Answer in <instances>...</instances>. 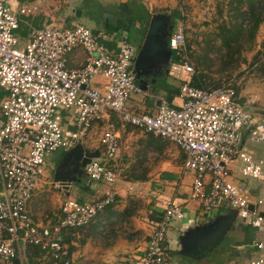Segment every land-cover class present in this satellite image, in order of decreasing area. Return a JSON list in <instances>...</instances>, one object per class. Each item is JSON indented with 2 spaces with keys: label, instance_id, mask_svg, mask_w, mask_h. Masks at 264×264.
<instances>
[{
  "label": "built area",
  "instance_id": "2783aa9c",
  "mask_svg": "<svg viewBox=\"0 0 264 264\" xmlns=\"http://www.w3.org/2000/svg\"><path fill=\"white\" fill-rule=\"evenodd\" d=\"M36 1L15 6L12 0H0V88L6 92L0 102V260L18 258L28 264L26 248L36 245L53 264H70L62 230L86 224L115 201V185L122 176L116 161L120 136L110 121V112H115L121 125L179 147L183 168L193 175L192 198L206 211L235 210L236 219L262 235L253 243L259 254L235 264H264V155L252 148L264 145V123L241 102L236 81L204 89L188 80L178 86L180 106L162 101L154 114L134 112L125 107L126 101L146 88L134 71L133 44L123 39L117 51L110 52L99 40L101 32L76 23L31 29L20 45L15 34L19 16L37 10ZM167 40L169 49L182 54L167 72L178 78L183 72L192 74L182 28ZM77 49L83 60L70 67L67 56ZM67 108H72L70 120L63 116ZM93 122L106 125L99 137L101 153L85 165L87 184L109 186L90 201L64 198L62 216L56 220H35L26 204L45 170V155L83 144ZM239 178L261 185L234 180ZM183 214L167 200L143 254L131 264H164L168 223Z\"/></svg>",
  "mask_w": 264,
  "mask_h": 264
},
{
  "label": "rangeland",
  "instance_id": "374dc122",
  "mask_svg": "<svg viewBox=\"0 0 264 264\" xmlns=\"http://www.w3.org/2000/svg\"><path fill=\"white\" fill-rule=\"evenodd\" d=\"M227 1L39 0L36 1L37 10L20 17L19 28L15 31V34L19 39V44L22 45L27 41V33L32 27L55 26L57 28H70L76 23H81L93 30L94 33L101 32L103 36L99 40L105 47L119 46L123 39H127L133 44L134 52L136 53L138 45L141 42L139 31L147 28L153 15L157 14L159 18L165 21L169 18V21L166 22L173 24V29L169 34L178 27L182 28L187 45V51H185L186 58L196 68L194 56L199 55L203 57L205 40L214 36L218 25L222 22H227L229 19L230 12L228 11ZM23 3L29 4L31 1L23 0ZM115 13L120 17L122 22H125L128 28L126 30L118 29L117 31L106 32V24L112 22L110 17ZM139 15L142 16L143 23L137 22L136 19L140 18ZM263 39L264 21L260 23L256 30L251 46L249 47V44H246L242 48L239 59L240 63L233 67L235 68L234 70L221 69L224 48H214L210 53V57L213 59L210 68H206V65L203 64L199 68L205 72L206 76H210V80L213 81L223 82L228 77H239L235 84L239 99L243 101L247 109L251 110L264 123L263 114L255 111L264 112V47L261 46ZM213 43L218 45L219 41H213ZM181 55L171 49H165L153 59L150 67L140 69V74L137 76L141 81H145L146 84L155 79V83L153 84H155L158 91H161L159 88L168 82L179 85L182 82L188 81L190 78V74L188 73H181L178 78L173 77L167 72L170 64L179 60ZM68 65L70 66L69 63ZM97 79V77L93 78V80ZM161 92L166 95L167 103L176 105L179 102L176 94L172 95L169 92ZM5 94V90L0 88V102L5 97ZM125 107L134 112H146L149 114L156 112L154 111L156 103L150 97L139 93L131 94L126 101ZM62 112L63 116L65 114L69 116L68 120L73 117L72 108L63 109ZM112 114L115 118L118 117L115 112H112ZM104 128V124L101 122H93L83 145L90 148L98 147L99 135ZM121 140L124 142L123 137ZM252 148L259 156L264 155L263 144H254ZM64 152L58 150L52 151L44 157L46 162L45 170L36 188L32 190L31 198L26 204L27 210L37 221L46 222L58 219L60 216V203L66 197L78 200L83 199L84 201L92 200L99 196L100 192L91 193L85 190L87 184L86 173L84 171L85 166L81 168L82 173L79 176L80 181L78 182L56 181L54 179V167ZM192 176V172L186 170L184 172V181L190 183ZM234 180L242 182L240 178ZM243 181L248 180L243 179ZM251 182L261 185L257 181ZM107 186L109 185L106 184L103 188ZM149 192L146 189L145 191L141 190L142 197L138 198L141 201L140 205L134 202V204H129L128 202L120 201L119 203L121 204L126 203L123 210H118L110 215L108 213L109 216L97 219L96 222L79 231L77 234L78 240L74 243L75 248L71 256V264H130L137 254L136 249L141 247L148 237L145 231L149 229L146 224H150L146 217L148 215L146 199ZM203 221L204 217H202L201 222ZM142 224L146 229L142 228ZM168 226L174 227L175 231L180 227L181 233L178 236L179 245L177 248L178 252H180V248H183L181 238L187 236L189 231L195 230L194 228L197 227V224L193 219H188L184 210L183 217L171 219ZM195 235V233L192 234V237L197 236ZM80 240L83 241L81 242ZM217 248L220 250L224 249L222 242H219L214 250ZM210 252L206 253L209 254ZM200 255L202 253L199 252L198 256ZM2 261L0 260V264H5Z\"/></svg>",
  "mask_w": 264,
  "mask_h": 264
},
{
  "label": "crops",
  "instance_id": "0c3cea01",
  "mask_svg": "<svg viewBox=\"0 0 264 264\" xmlns=\"http://www.w3.org/2000/svg\"><path fill=\"white\" fill-rule=\"evenodd\" d=\"M12 1L15 6L23 4V0ZM118 11L119 10L117 8V12ZM115 15L116 13L112 14L110 17V20L112 22L106 24V32L117 31L118 29L126 30L128 28L125 22H122L120 17ZM21 16L22 15L19 16V20ZM139 17L140 18L136 19L137 22H139V19H141V21H144L141 15H139ZM31 29L41 28L32 27L29 29V31ZM146 30L147 28H145L143 31H139L140 39L144 37ZM107 49L110 52H116L118 46L114 45ZM67 58V65L69 63L70 67L78 66L83 60V52L80 49H77L68 54ZM138 81L140 83V79H138ZM153 83H155V79H152L149 84L145 83L144 88H146V91L142 95L150 97L152 101L156 103V108L154 110L156 111L157 107L162 101H165L167 103L166 95L161 91H164L165 93L169 92L172 95H177L179 85H174L173 83L168 82L162 85V87L159 86V89H161V91H158L157 87H155V84ZM167 104L178 107L180 106L181 102L179 99V102L176 105H172L171 103ZM110 121L114 124L115 129L120 136V150L116 161L120 164V167L122 169L121 179L115 185L116 200L111 207V214H114L118 210H123L127 202L129 204L135 203L140 205L141 201H139L138 198L142 197V189L144 191L145 189L150 191L146 199L148 208V215L146 213V217L148 219L147 221L150 222V224H146L149 228L148 231H145L148 237L156 227L158 220L161 218L167 200H170L175 205L179 206L183 210V212L185 210L188 219H193V221H195L197 227L194 228L195 230L191 231L202 233L204 235H206L210 229L215 227V225H217L222 219L226 218V216L230 214L229 209L226 207L215 211H204V208L200 206V204L195 199L192 198V178L190 183H186L184 181L185 170L183 168V163L185 157L177 145L165 138L155 136L151 133H145L132 125H121L119 118H115L112 112H110ZM105 125L106 124H104V127ZM122 137L124 138V142H122L121 140ZM98 144V147L95 146L93 148L84 145L83 146L86 151L92 152L98 150L100 154V142ZM242 182L244 181L242 180ZM246 182H249V184L252 186H260L259 184L251 181ZM105 185V183L90 182L89 184H86L85 190L86 192L90 191L91 193H102L106 188H103V186ZM256 191L257 190H255V193ZM76 200L79 202L90 201H83V199ZM120 201H124L126 203L121 204L119 203ZM139 212L141 211L139 210ZM202 217H204L203 222H201ZM141 226L142 228L146 229L143 224ZM180 233V227L176 231L174 230V227H167V248L165 253V257L167 259L165 258L164 264H235L237 262H246L259 254L253 243L257 239L262 237V235H260L255 228L246 224H242L238 219L235 218L225 236L216 243L217 245L219 242H222L224 249L220 250L217 248L214 250V248L216 247L215 245L210 249L201 250L200 253H202V255L198 256L199 253L197 255H187V253H182L181 251L183 250V248H180V252H178V236L180 235ZM147 239L143 242L141 247L136 249L137 254L134 256V259L131 261V263L143 254V251L147 244ZM209 251L211 252L207 254ZM12 261L13 259L9 262H2L5 264H12Z\"/></svg>",
  "mask_w": 264,
  "mask_h": 264
},
{
  "label": "trees",
  "instance_id": "16d2710c",
  "mask_svg": "<svg viewBox=\"0 0 264 264\" xmlns=\"http://www.w3.org/2000/svg\"><path fill=\"white\" fill-rule=\"evenodd\" d=\"M227 5L228 11L230 12L228 21L220 23L217 27V31H215L214 33V36L209 37L205 40L203 57L196 55L193 58L196 63V68H194V72L190 75L189 78V81L192 85L202 87L204 89H213L225 84L230 80L236 81L239 77H228L223 82L210 80V76H206L205 72L201 71L199 67L203 64L206 65V68H210V65L213 62V59L210 57V53L214 48H224V52L222 55L223 58L221 59V69L224 70L227 68L230 71L234 70L235 68L233 67L237 66V64L240 63L239 59L241 56L242 48H244L246 44H249V47L251 46L255 38L256 30L258 29L260 23L264 21V0H228ZM139 22L143 23L141 19H139ZM217 40L219 41L218 45L213 43V41ZM261 46L264 47V39L262 40ZM235 88L237 90L236 86ZM241 102L243 103V101ZM114 202L98 211L95 216L86 224L75 228L68 227L62 230L61 234L63 237V242L67 246V257L70 260V264L72 263V252L75 248L74 243L78 240V232L82 231L91 223L96 222L97 219L107 216L108 213L111 214V207ZM60 216H62L61 210ZM80 241L82 242L83 240ZM26 251L28 255V264H53L51 258L47 259L42 256L43 251H41L40 248L36 245H29L26 248Z\"/></svg>",
  "mask_w": 264,
  "mask_h": 264
},
{
  "label": "water",
  "instance_id": "95a60500",
  "mask_svg": "<svg viewBox=\"0 0 264 264\" xmlns=\"http://www.w3.org/2000/svg\"><path fill=\"white\" fill-rule=\"evenodd\" d=\"M166 21H169V18H167ZM166 21L155 14L149 22L145 38L135 60V72L137 73L135 74L137 79H139L140 69H146L147 66L150 67L153 63V59L157 55L165 49H169L167 46V39L170 35L169 30L171 31L173 29V24H169ZM167 26H169V30ZM163 30L166 32L160 34ZM140 84L143 88L145 87V81L140 80ZM255 111L264 116V112ZM98 155V150L89 152L86 151L83 144H76L62 154L54 170V179L56 181H80L79 176L82 173L81 168L84 167L91 158L97 157ZM229 211L230 214L215 225V227L210 229L206 235L189 231L187 236L181 238V243L183 245V250L181 252L187 253V255H197L201 250L214 247L216 243L225 236L231 223L234 222L236 218L235 210L229 209ZM194 233L197 235H195L196 237H192ZM12 264L21 263L18 258H14Z\"/></svg>",
  "mask_w": 264,
  "mask_h": 264
},
{
  "label": "flooded vegetation",
  "instance_id": "af4514ba",
  "mask_svg": "<svg viewBox=\"0 0 264 264\" xmlns=\"http://www.w3.org/2000/svg\"><path fill=\"white\" fill-rule=\"evenodd\" d=\"M167 29L169 30V26H167ZM147 32V31H146ZM166 31L165 30H163L162 31V33H160V34H164ZM169 32H170V30H169ZM145 35H146V33H145ZM144 38H145V36L143 37V38H141V42H140V44L138 45V50H137V52L135 53V59H134V67H135V60H136V58H137V56H138V53H139V50H140V48H141V46H142V43H143V40H144ZM149 66H147V68H148ZM146 68V69H147ZM56 167V166H55ZM55 167H54V170H55ZM85 171V170H84Z\"/></svg>",
  "mask_w": 264,
  "mask_h": 264
}]
</instances>
